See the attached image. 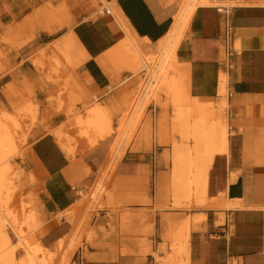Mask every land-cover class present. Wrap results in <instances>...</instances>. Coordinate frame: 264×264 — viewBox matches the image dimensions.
I'll return each mask as SVG.
<instances>
[{
    "label": "crops",
    "instance_id": "1",
    "mask_svg": "<svg viewBox=\"0 0 264 264\" xmlns=\"http://www.w3.org/2000/svg\"><path fill=\"white\" fill-rule=\"evenodd\" d=\"M185 2L0 0V27L16 19L15 28L23 29L19 38L24 39L0 60V108L14 113L31 93L40 99L44 114L46 94L55 86L49 62L57 56L63 62L58 75L69 78L70 88L63 111L55 114L56 124L75 122L77 112H83V94L97 96L99 105L113 112L136 76L127 44H137L145 55L156 53ZM215 2L196 7L176 56L191 95L215 103L227 123L228 144L214 155L208 184L217 190L215 195L223 193L216 200L226 206L206 204L187 212L173 205L167 195L173 187L172 144L168 166L162 151L153 162L139 132L107 178L103 173L109 151L101 159L95 156L110 136L90 147L75 129L67 128L78 142L72 154L55 136L45 134L36 148L41 158L37 168H45L42 176L49 173L41 187L50 207H42L44 222L29 233V244L40 242L42 250L57 256L67 249L70 264H264V0ZM224 9L230 11L234 27L236 51L230 67L222 42ZM84 52L90 58L79 63ZM102 54L109 57L120 84L113 85L99 65ZM222 82L228 105L220 111ZM119 119L114 116L115 126ZM62 141L71 143L65 136ZM99 184L106 191L100 189L95 200ZM186 225L189 237L183 243Z\"/></svg>",
    "mask_w": 264,
    "mask_h": 264
},
{
    "label": "rangeland",
    "instance_id": "2",
    "mask_svg": "<svg viewBox=\"0 0 264 264\" xmlns=\"http://www.w3.org/2000/svg\"><path fill=\"white\" fill-rule=\"evenodd\" d=\"M216 1V0H212ZM215 2L213 5H216ZM231 4V3H227ZM16 19L9 20L0 27V60L4 58L6 53H11L13 50L19 48L24 39H20V31L23 29L16 30ZM134 44V43H133ZM127 44V49L133 50L132 60L133 63L132 71L136 75L129 83L131 84V91L123 94L122 103L120 107L115 108L112 112L110 109H104L103 116L101 119V128L109 130L108 135L110 136L99 148L103 150L101 153L96 155V159H101L103 153L109 151L108 160L106 164V170L103 175L112 176L116 172L117 167L120 163V158L125 152L127 147L132 143L133 139L137 137L140 132L138 139L141 136L146 137V147L151 151L153 162L159 157L160 152H164L163 156L167 162V166L170 162V144H172L173 152L175 143L180 144L181 147L187 149L192 147L195 142L190 136L187 137L182 127L184 124L177 120L178 111L181 108L187 109L186 105L188 101L177 99L176 94L168 90L162 77L159 80L151 79V67L152 69L157 68L159 58L162 56V50L159 51L158 60L155 63V59L152 58L149 61L147 55L143 54L140 47L137 44ZM128 49V50H129ZM130 51V50H129ZM7 54V55H8ZM16 56L20 55L16 51ZM149 56V55H148ZM153 57V56H152ZM51 60L50 69L55 76L51 75L49 79L55 83V86L46 94V101L48 107H46L44 114L41 110V102L39 98H32L33 94L28 93L26 99L19 105L14 113L8 112L4 108H0V126L4 129L9 137V145H7V154L3 161L0 162V167H6L5 175L11 184L9 194L0 199V218L4 226V233H6V244L0 249V257L6 250L13 254L14 264H55L59 260L60 264H70L69 254L67 249L64 250L62 255L57 256L56 253H52L46 250L35 251L34 248L28 246L27 236L29 231V221L39 220L44 222L42 218V207L49 206L42 195V187L36 182V179L42 176V172L45 168H37V164L41 163V158L36 153V148L41 145V138L43 134L45 136H55L62 145V137L65 136L69 143L67 146L72 148L73 151L78 147V142L73 137V134H69L67 128L75 129L76 136L88 141L90 145L91 137L97 136L99 130L96 128L88 127L86 120L89 118L90 110L99 105L98 97L95 95L86 96L83 94L81 100L83 102V112H77V118L74 123L67 125H57L55 114L63 111L64 105V94L70 88L68 77L59 76V68L63 66V62L57 59V56ZM145 61L150 66L147 67ZM130 62V64H131ZM36 65L42 67V63L35 61ZM70 64L69 61L66 62ZM119 66L126 65V62L118 61ZM53 64V65H52ZM1 65V63H0ZM47 64L44 65L47 68ZM1 67V66H0ZM53 68V69H52ZM168 72L173 67L170 63H166L165 66ZM1 69V68H0ZM142 69L147 73L143 75ZM0 71H3L2 69ZM167 72V73H168ZM173 74L172 72L168 75ZM175 78L179 83L180 91L183 93L182 96L186 95L193 104H188L190 107H194L195 100L202 101L199 97H193L189 92L188 85L186 86L185 78L178 71H174ZM121 83V80L118 84ZM117 84V85H118ZM83 89V88H82ZM181 94V93H180ZM54 102H57L58 108L54 107ZM124 106V107H121ZM212 112L215 120L221 119L222 114L216 108V104L212 103V106L208 107ZM196 112H192L190 121H195L199 115ZM71 117L74 114L70 113ZM91 115V114H90ZM120 116V122L116 126L113 123L114 116ZM71 120H74L71 118ZM83 121V122H80ZM98 128V129H101ZM107 135V136H108ZM180 137L181 140H176V137ZM173 138V140H171ZM8 144V143H7ZM64 147V146H63ZM135 147H137V142ZM165 149V150H164ZM155 150V158H153V151ZM225 150V149H224ZM222 150V151H224ZM219 151V152H222ZM216 152V153H219ZM215 153V154H216ZM214 154V155H215ZM206 166V180H205V191L204 195L206 198L205 204H212V201L216 200L217 197H222V192H217L215 195V189H209L208 184L211 181L212 165L214 163V156ZM97 159V160H98ZM2 169V168H1ZM153 171L161 170V168H153ZM169 170V168H166ZM173 173V169H172ZM40 181V180H39ZM36 182V183H35ZM193 187H195L193 185ZM105 192V187H101L100 184L96 187L92 197L96 200L97 192ZM192 189V193L189 196H184L183 191H175L172 187L171 191L167 192V195L172 197L173 205L177 208H181L187 212H191L193 209L204 205L201 197ZM220 191V190H219ZM91 193L85 194L89 197ZM209 202V203H208ZM52 214V212H51ZM188 224V223H187ZM189 228L188 225L184 227L182 232L181 240L183 243H187ZM1 238V237H0ZM1 243V241H0ZM64 246L62 245V248ZM173 247H176L173 244Z\"/></svg>",
    "mask_w": 264,
    "mask_h": 264
},
{
    "label": "bare ground",
    "instance_id": "3",
    "mask_svg": "<svg viewBox=\"0 0 264 264\" xmlns=\"http://www.w3.org/2000/svg\"><path fill=\"white\" fill-rule=\"evenodd\" d=\"M214 3L215 2L212 0H186L184 6L176 16L173 27L166 36L165 40L163 41V44L159 45L156 53H150L149 56L147 55L146 58L149 61L154 58L156 63V61L158 60V54H161V52L159 53V51H163L162 56L159 58V62L157 63V68L152 69L151 67L152 73L150 80H159V78L162 77L166 86L168 87V90H170V92L172 91L173 93H175L177 99L182 98V100L188 101V104L193 103L190 102L191 100L186 97V95L182 96L183 93L180 91L179 83L177 82V79L174 75V71L179 72V68L182 67V64L178 63L176 51L183 37L186 26L189 23L190 18L193 12L195 11L196 7L198 5H213ZM129 50L127 52L131 54L133 50ZM67 55L69 56V54ZM88 58H90V55L87 52H84L81 56V59L79 60V63L85 62ZM132 58L133 57H131V59ZM97 61L102 67L105 74L110 79L111 83L113 85L117 84L119 81V79L117 78V72H115L113 67L110 65L109 57L106 54H102L97 57ZM168 62L170 63V66L173 67V69H170L169 72L165 68L166 63ZM148 63L147 61H145L146 66L150 68L151 65H149ZM132 65L133 63L131 62L130 66ZM171 72L173 74L168 75ZM220 94L221 100L218 103L217 107H219L220 111H223L228 105L227 85L224 82H222L221 84ZM195 101L196 102L194 103V107H190L187 104V109L181 108L178 111L177 120H179L180 123L184 124L182 126L184 127V132H186L187 137L190 136V138L194 140L195 144L192 147L185 149L181 147L180 144L175 143L172 157L173 187L175 188L176 192L180 190L183 191L184 196H189L192 193V189L196 188L194 191L199 195V197H201L200 201L204 202L202 204L206 205V198L204 196L206 194V191L204 183L206 180L207 173L206 168L203 167L210 162L211 158L216 152L222 151L227 147L228 130L227 123L224 117H221V119L219 120H215L214 118H212V112L208 108L210 107V105L212 106V101L201 102L197 99ZM103 108L100 105H96L89 111L91 115L89 114V118L86 120L89 129L91 127H94L99 130L97 136L91 137L92 139L89 145L90 147L98 144V142L104 137H106L109 133L108 129L103 130L101 128V119L105 118L103 116ZM192 112H196L197 115H199L198 118L195 119V121L193 122L190 121V116ZM7 145H9V137L6 131L0 126V162L3 161L4 157L7 154ZM63 146L70 154L74 152L73 149L68 147L67 145L63 144ZM6 170V167H0V199L6 197L9 194V190L11 189V186H9V184L11 183L5 175ZM48 174L39 177L38 179H36V182L40 184V182H42V180L47 177ZM193 185L195 187H193ZM39 187L41 188L40 185ZM43 192L45 196H48L45 191ZM220 200L212 201L210 207L226 206L224 202ZM1 220L2 219L0 218V249L3 248L4 244H6L7 242V234L4 233V226ZM42 224L43 222L39 220L33 219L32 221H29V231H33L39 228ZM28 246L34 248L35 251L42 250V245L40 242L34 245L28 243ZM73 251L74 249L70 252V254ZM0 264H14L13 254L5 250L0 257Z\"/></svg>",
    "mask_w": 264,
    "mask_h": 264
},
{
    "label": "built area",
    "instance_id": "4",
    "mask_svg": "<svg viewBox=\"0 0 264 264\" xmlns=\"http://www.w3.org/2000/svg\"><path fill=\"white\" fill-rule=\"evenodd\" d=\"M224 33L222 37V42L225 50L226 65L231 66V58L235 55L236 49L233 46V34L234 27L231 20L230 11L224 9ZM153 158H155V150L153 151Z\"/></svg>",
    "mask_w": 264,
    "mask_h": 264
}]
</instances>
